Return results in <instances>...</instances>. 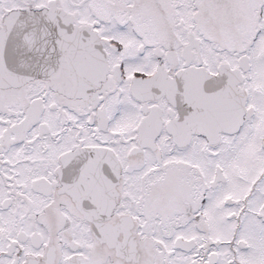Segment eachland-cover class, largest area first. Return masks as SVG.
<instances>
[{
    "label": "snow or ice",
    "instance_id": "6c2138e0",
    "mask_svg": "<svg viewBox=\"0 0 264 264\" xmlns=\"http://www.w3.org/2000/svg\"><path fill=\"white\" fill-rule=\"evenodd\" d=\"M0 264H264V0H0Z\"/></svg>",
    "mask_w": 264,
    "mask_h": 264
}]
</instances>
